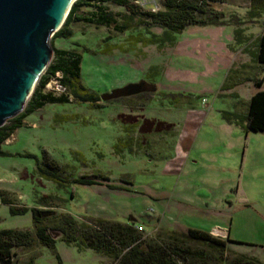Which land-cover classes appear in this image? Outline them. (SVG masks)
I'll return each mask as SVG.
<instances>
[{"label":"rangeland","instance_id":"1","mask_svg":"<svg viewBox=\"0 0 264 264\" xmlns=\"http://www.w3.org/2000/svg\"><path fill=\"white\" fill-rule=\"evenodd\" d=\"M251 4L219 0L212 4L216 25L190 26L178 34L107 4L115 27L74 22L69 38L56 39L54 32L50 45L80 55V82L98 98L140 83L155 91L96 105L46 104L29 114L0 145V192L28 211L11 214L0 202V230L33 232L30 209L41 208L40 199L51 196L58 213L78 221L134 220L144 236H154L158 228L228 236L240 243L232 250L264 264V132L249 131L244 121L258 90L252 81L263 71L249 48L239 49L264 33V9L253 17ZM242 36L246 40L236 41ZM143 116L171 127L146 133L150 123L132 125ZM43 152L70 178L109 180L59 186L39 178L35 159ZM52 236L53 249L16 250L17 262L111 264Z\"/></svg>","mask_w":264,"mask_h":264},{"label":"trees","instance_id":"2","mask_svg":"<svg viewBox=\"0 0 264 264\" xmlns=\"http://www.w3.org/2000/svg\"><path fill=\"white\" fill-rule=\"evenodd\" d=\"M159 1V0H158ZM219 0H160L155 12L142 11L125 0H76L70 7L66 18L54 38H69L70 26L74 22H83L96 27H115V21L107 4L124 8L135 17H141L162 28L167 33L178 34L187 27L217 24V15L212 4ZM252 11L260 13L264 9V0H252ZM88 11H81V10ZM52 48L51 59L37 81L32 94L23 110L0 127V145L5 143L24 119L31 113L40 110L46 104H65L72 101L96 105L99 98L84 88L80 82V55L73 50ZM255 62L262 68V77L253 82L258 89L251 95L244 121L246 128L252 132H264V34L257 39ZM59 72L60 82L67 89L66 95H53L44 92V86ZM263 87V90H261ZM170 125L156 123L157 126ZM4 153L0 150V156ZM34 173L39 178L57 185L72 183L81 186L102 185L108 178L102 175L92 177L80 176L70 178L64 167L52 160L46 152L40 160L35 159ZM110 189L127 190L123 187L106 185ZM51 196L40 199L41 208L30 209L33 232L28 230H0V264L19 263L15 259L16 250H27L36 245L49 249L54 248L56 233L59 239L67 244H76L106 257L111 264H261L254 257L236 252L231 246L240 243L213 236L207 232L186 230L159 229L154 236H144L132 222L119 223L103 219L78 221L67 213L56 212ZM0 202L8 205L11 214H23L26 207L15 206L0 192ZM58 264H61L58 261Z\"/></svg>","mask_w":264,"mask_h":264},{"label":"water","instance_id":"3","mask_svg":"<svg viewBox=\"0 0 264 264\" xmlns=\"http://www.w3.org/2000/svg\"><path fill=\"white\" fill-rule=\"evenodd\" d=\"M75 1L0 0V127L26 105L51 59L49 38ZM138 86L113 89L99 100L131 96Z\"/></svg>","mask_w":264,"mask_h":264},{"label":"built area","instance_id":"4","mask_svg":"<svg viewBox=\"0 0 264 264\" xmlns=\"http://www.w3.org/2000/svg\"><path fill=\"white\" fill-rule=\"evenodd\" d=\"M132 5L138 7L142 11H150L155 12L159 8V1L158 0H125ZM62 76L59 72L55 73L54 77L44 86V90L46 92L52 93L53 95H66L67 89L65 86L62 85L60 82ZM69 101L71 98L69 97ZM139 232L142 231L140 226L136 227Z\"/></svg>","mask_w":264,"mask_h":264},{"label":"crops","instance_id":"5","mask_svg":"<svg viewBox=\"0 0 264 264\" xmlns=\"http://www.w3.org/2000/svg\"><path fill=\"white\" fill-rule=\"evenodd\" d=\"M254 13V16L253 17H255L256 15H257V13H255V12H253L252 11V14ZM262 34H264V33H262ZM262 34H260L259 36L257 35V37H256V39H255V41L253 42V44H251V43H243L240 47H239V49L240 50H243V51H245V50H247L248 48L250 49L249 51H250V54H252L253 55V59H254V55H255V51H256V45H257V39L262 35ZM244 41V40H246V37H244V36H242V37H237L236 38V41ZM252 60V59H251ZM255 61V60H254ZM244 63H241L240 65H243ZM133 116V118H135L134 117V115H132ZM132 116H130V117H132ZM129 117V118H130ZM128 118V117H127ZM133 118H131L132 120H133ZM136 119V118H135ZM142 119V121L139 123V124H137V121H140L139 119L137 120V121H133L132 122V125L133 126H135V125H137V128H140L141 126H143L144 124H146V123H150V125H149V127H148V132H146V133H151L152 131H156V129L155 128H157L156 127V123H160V122H158V121H156L155 119H150V118H148V117H142L141 118ZM163 124H165V122H163ZM166 125H168V124H166ZM146 143L144 142V145H145ZM212 235V234H211ZM213 236H215V235H213ZM221 238H223V237H221Z\"/></svg>","mask_w":264,"mask_h":264},{"label":"flooded vegetation","instance_id":"6","mask_svg":"<svg viewBox=\"0 0 264 264\" xmlns=\"http://www.w3.org/2000/svg\"><path fill=\"white\" fill-rule=\"evenodd\" d=\"M149 90H153L155 91V87L149 83H140L139 86L136 88V93L131 95V96H138V95H142L145 92H148Z\"/></svg>","mask_w":264,"mask_h":264},{"label":"bare ground","instance_id":"7","mask_svg":"<svg viewBox=\"0 0 264 264\" xmlns=\"http://www.w3.org/2000/svg\"><path fill=\"white\" fill-rule=\"evenodd\" d=\"M132 79V78H131ZM218 233V232H217Z\"/></svg>","mask_w":264,"mask_h":264}]
</instances>
